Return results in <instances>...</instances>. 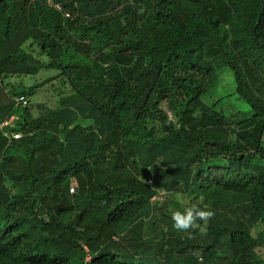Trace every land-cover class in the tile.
Here are the masks:
<instances>
[{
    "label": "trees",
    "instance_id": "16d2710c",
    "mask_svg": "<svg viewBox=\"0 0 264 264\" xmlns=\"http://www.w3.org/2000/svg\"><path fill=\"white\" fill-rule=\"evenodd\" d=\"M51 2L0 0V121L18 117L0 133V264H74L78 249L85 264H264V0ZM225 69L235 91L203 104ZM42 71L57 75L10 82ZM49 83L56 108L17 102ZM236 96L250 115H227ZM228 121L233 136L214 134ZM162 192L215 215L177 231Z\"/></svg>",
    "mask_w": 264,
    "mask_h": 264
},
{
    "label": "rangeland",
    "instance_id": "374dc122",
    "mask_svg": "<svg viewBox=\"0 0 264 264\" xmlns=\"http://www.w3.org/2000/svg\"><path fill=\"white\" fill-rule=\"evenodd\" d=\"M129 1H131V0H129ZM5 26H6V17L4 15H0V33L3 31ZM33 34L36 38H40V31H33ZM86 38L91 40L94 43V45L98 44L96 41V38H97L96 35L88 34L86 36ZM27 47H28V45H27ZM28 50H30V49H28ZM34 52H35V55L37 57H40V59L43 62L47 60L46 56H44V55L39 56L38 51H34ZM109 63H111V62H109ZM244 64H245V62L243 61L240 65V67L243 68ZM193 72L194 71H191L192 74H193ZM56 75L57 74H55L54 71H42L35 77L23 78L22 80H19L17 78L16 79L12 78V79H10V82L13 83V82H16V80H17V84L32 86L38 82H42L43 80L51 79V77H54ZM199 76L200 75L196 74V78ZM55 82L59 83L60 86L64 89L69 88L68 85L65 87L62 86L63 82L60 80L54 81L53 83H55ZM51 84L52 83H49L44 88L39 89L36 92L35 96L31 97V99H30L31 109L34 111V113L36 115L39 112L37 109L38 106L43 105V106H47L49 108L54 109V108H56V105L58 104L61 92H58L57 90H53V88L50 87ZM2 88H3L4 92L7 91V89H8L7 87H2ZM234 91H235L234 76L229 70L225 69L222 73H220L219 84H218V87L216 88V90L212 93H208V94L203 95L202 96V102H203V104H207V105L212 106L213 103H215L217 100H219L221 94H230V93H233ZM184 101H185V99H183L182 96H180V97L179 96H172L171 98L168 99L167 102H163L162 108H164V110L167 111V113L169 115H172V113H173L171 110V108L173 107L172 103L178 104V103H182ZM226 111H227V115L229 117H231L233 114H236L237 111L242 112L243 118L247 115H250V109H249L248 105L237 96L231 98V100H228ZM197 112H198V115L201 114V110H199ZM239 119H241V117H239ZM173 120H175L174 117H173ZM231 125H233V124L230 121H228L227 124H225V126L217 127L216 131L212 128V131L214 132V134L215 133L221 134L224 137V139H228L230 136H233L232 131L230 130ZM231 128L234 129L235 128L234 125ZM263 141H264V138H263ZM115 161L116 160L113 159V160L109 161V163L105 162L106 164L109 165V167L112 171H114L113 166L115 164L114 163ZM105 167H106V165H105ZM76 187L77 186L75 185V188ZM70 193H71V191H70ZM161 194H164V192H162ZM161 199H163V200L166 199L168 201L170 198H168L167 195H162V197H160L159 200H161ZM167 203H169V205L171 207L170 212H169V214L171 216L172 212H174L176 210L183 211L184 208L190 207L191 199L180 197L177 195L175 202L172 201V203H171V199H170ZM170 203L173 206H171ZM39 210L41 212H44V211H48V208L46 206H44V207L40 208ZM249 219L251 220V218H249ZM148 220H149V216H147L146 214L143 215V217H141L136 222V224H135L136 229L146 228V225L148 224ZM167 228L168 227L166 226L164 229L167 230ZM262 229H263L262 224H255V226L251 229V231L254 235H258ZM160 232L157 231L154 235H152L151 237L149 235L148 237H150V239L156 241V244L160 243L162 241L161 240L162 234H160ZM261 251L263 253V258H264V245L261 248ZM72 260H73L74 264H81V263L83 264V262L86 260L84 262V264H85L86 262H89L91 260V258H89V257L87 258L84 251L78 249L73 253Z\"/></svg>",
    "mask_w": 264,
    "mask_h": 264
},
{
    "label": "clouds",
    "instance_id": "9594fccd",
    "mask_svg": "<svg viewBox=\"0 0 264 264\" xmlns=\"http://www.w3.org/2000/svg\"><path fill=\"white\" fill-rule=\"evenodd\" d=\"M48 4L52 5V2L51 3L48 2ZM20 97L16 98L18 103H19L18 100H19ZM24 97H26V96H24ZM28 102H29L28 105L30 106L31 103H30L29 100H28ZM12 116L13 117H17L15 115H11V116H8V117L4 118L0 122L4 121L6 119H9ZM17 119H18V117H17ZM11 128H13V127H11ZM13 134H17V133H13ZM21 137H22V135H21ZM12 138L14 139L13 135H12ZM15 140H18V139H15ZM73 185L77 186V183H73ZM70 191H71V189H70ZM76 191H77V189H76ZM71 193H73V192H71ZM74 193H76V192H74ZM162 195H165V194L158 195L156 197L157 199L155 198L154 200H157V201H160V202H164L165 200H163V199L159 200L160 197H162ZM214 215H215V213L213 211H211V210H202L196 204H193L191 207L184 208L183 211L176 210V211L172 212L171 219L173 221V228L175 230H177V231H181L182 232V231H186V230H188V229H190L192 227L197 226V221H203L205 223V225H206L207 222Z\"/></svg>",
    "mask_w": 264,
    "mask_h": 264
},
{
    "label": "built area",
    "instance_id": "2783aa9c",
    "mask_svg": "<svg viewBox=\"0 0 264 264\" xmlns=\"http://www.w3.org/2000/svg\"><path fill=\"white\" fill-rule=\"evenodd\" d=\"M48 2L51 3V0H48ZM55 8H57L58 10H61V7L59 5H55ZM18 101L23 106H28V104H29L27 98L24 96H21ZM169 118H170V120H173L172 115H169ZM16 120H17V117L12 116L9 119H6V120L0 122V133L4 132L7 128L14 127ZM5 135L7 136L8 134H5ZM13 137H14V139H20L21 134H19V133L13 134ZM150 183H152V181H150ZM76 189L77 188H75V185H73L71 188V192H73V193L76 192Z\"/></svg>",
    "mask_w": 264,
    "mask_h": 264
}]
</instances>
